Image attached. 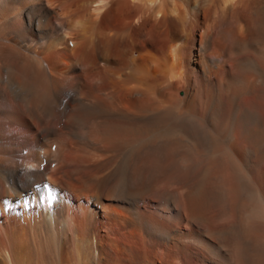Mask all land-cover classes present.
<instances>
[{
	"label": "bare ground",
	"instance_id": "1",
	"mask_svg": "<svg viewBox=\"0 0 264 264\" xmlns=\"http://www.w3.org/2000/svg\"><path fill=\"white\" fill-rule=\"evenodd\" d=\"M0 264H264V0H0Z\"/></svg>",
	"mask_w": 264,
	"mask_h": 264
},
{
	"label": "snow or ice",
	"instance_id": "2",
	"mask_svg": "<svg viewBox=\"0 0 264 264\" xmlns=\"http://www.w3.org/2000/svg\"><path fill=\"white\" fill-rule=\"evenodd\" d=\"M36 187L39 188V187H41V185H37ZM43 187L48 189V185L47 184L43 185ZM45 199H47V203L49 204V206H51L54 203V199H55L54 192L49 189L48 192H47V197L46 198H45L44 195H41L40 196V203L41 204L44 203Z\"/></svg>",
	"mask_w": 264,
	"mask_h": 264
},
{
	"label": "rangeland",
	"instance_id": "3",
	"mask_svg": "<svg viewBox=\"0 0 264 264\" xmlns=\"http://www.w3.org/2000/svg\"><path fill=\"white\" fill-rule=\"evenodd\" d=\"M68 43V42H67ZM69 44H71L70 42H69Z\"/></svg>",
	"mask_w": 264,
	"mask_h": 264
}]
</instances>
